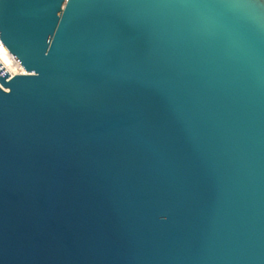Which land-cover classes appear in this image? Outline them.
<instances>
[{
  "label": "water",
  "instance_id": "water-1",
  "mask_svg": "<svg viewBox=\"0 0 264 264\" xmlns=\"http://www.w3.org/2000/svg\"><path fill=\"white\" fill-rule=\"evenodd\" d=\"M0 264H264V0H0Z\"/></svg>",
  "mask_w": 264,
  "mask_h": 264
},
{
  "label": "bare ground",
  "instance_id": "bare-ground-1",
  "mask_svg": "<svg viewBox=\"0 0 264 264\" xmlns=\"http://www.w3.org/2000/svg\"><path fill=\"white\" fill-rule=\"evenodd\" d=\"M1 63L3 67L9 72V74H15V73H23V68L18 67L12 63L10 59H8L6 56H1Z\"/></svg>",
  "mask_w": 264,
  "mask_h": 264
},
{
  "label": "built area",
  "instance_id": "built-area-1",
  "mask_svg": "<svg viewBox=\"0 0 264 264\" xmlns=\"http://www.w3.org/2000/svg\"><path fill=\"white\" fill-rule=\"evenodd\" d=\"M2 55L3 56H6L8 59H10L14 65H16L18 67H21V65L18 63V61L16 60V58L8 51V49L4 46V44L0 40V63H1V56ZM10 75H13V74H10Z\"/></svg>",
  "mask_w": 264,
  "mask_h": 264
}]
</instances>
